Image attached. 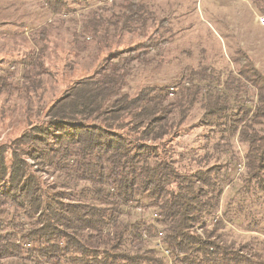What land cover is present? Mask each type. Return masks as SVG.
Masks as SVG:
<instances>
[{
	"label": "trees",
	"instance_id": "trees-1",
	"mask_svg": "<svg viewBox=\"0 0 264 264\" xmlns=\"http://www.w3.org/2000/svg\"><path fill=\"white\" fill-rule=\"evenodd\" d=\"M36 1L72 16L88 10L82 27L98 50L112 47L114 30L147 36L126 55L111 52L95 75L52 105L51 118L36 129L41 144L27 134L12 162H0V264H264V136L258 135L264 128L255 127L264 125L259 70L247 64L238 71L258 87L254 110L248 104L253 97L242 103L243 89L234 85L239 76L204 73V66L188 76L194 84L175 99L169 100L168 86L133 93L132 63L173 40L160 26L148 32L156 22L151 0ZM192 109L202 123L189 124L190 130L202 127L197 134L213 142L183 148L175 141ZM246 123L249 132L241 131L239 140L248 172H237L243 157H235L232 145ZM21 152L43 155L54 180L31 172Z\"/></svg>",
	"mask_w": 264,
	"mask_h": 264
},
{
	"label": "rangeland",
	"instance_id": "rangeland-1",
	"mask_svg": "<svg viewBox=\"0 0 264 264\" xmlns=\"http://www.w3.org/2000/svg\"><path fill=\"white\" fill-rule=\"evenodd\" d=\"M151 1L156 22L148 32L160 26L163 36L170 33L168 40L171 37L173 40L161 44L158 50H151L143 62L135 60L132 63L129 82L133 89L129 91L136 93L149 85L168 86L169 100L175 99L183 86L194 84L188 76L194 75L196 70L201 71L199 68L204 66V73H220L223 78L229 73L239 76L241 80L234 85L243 89L238 92L241 96L244 94L242 103L253 97L248 104L253 102L254 110L258 87L238 71L250 64L264 76V26L255 16L256 12H264L261 9L264 8V0ZM87 11L84 9L72 16L71 10L54 12L36 0H0V162L4 159L6 166L13 160L14 149L29 141L28 135H32L29 142L41 144L36 129L43 127L51 118L48 114L58 99L70 95L82 78L95 75L96 69L111 56V52L123 50V55H126L127 51L146 40L147 35L141 36L139 32L125 34L114 30V35L111 33L112 47L98 50L96 39L82 27ZM163 17L168 20L161 25ZM140 50L129 54H139ZM34 58L36 62H33ZM191 111L186 126L180 127L178 134L181 137L175 141L183 148L189 143L207 144L203 133L197 134L203 130L202 127L189 128V124H200L201 121L198 120L201 118L198 109ZM246 125L249 123L239 125L235 133L232 150L236 158L239 154L244 156L239 134L243 130L249 132ZM226 126L220 128L223 130ZM255 127L261 129L264 125L256 124ZM204 128L208 130V127ZM250 130L253 132V128ZM258 135L264 136V133ZM33 137L36 138L34 142L31 141ZM218 142L220 147L226 148L222 139ZM21 156L26 159L31 172L54 180L56 174L50 176L47 172L51 171L46 170L54 172V167L43 155L33 157L21 152ZM263 165L259 171L264 175ZM244 167L243 157L242 167L237 172H248ZM150 212L145 213L149 215ZM241 236L247 239L251 234L242 232Z\"/></svg>",
	"mask_w": 264,
	"mask_h": 264
},
{
	"label": "built area",
	"instance_id": "built-area-1",
	"mask_svg": "<svg viewBox=\"0 0 264 264\" xmlns=\"http://www.w3.org/2000/svg\"><path fill=\"white\" fill-rule=\"evenodd\" d=\"M256 18H257V21L260 25H263L264 26V12H260V13H257L256 12ZM154 216L156 217V214H154ZM162 233H160L161 235Z\"/></svg>",
	"mask_w": 264,
	"mask_h": 264
}]
</instances>
